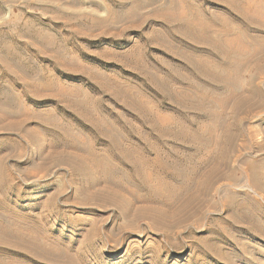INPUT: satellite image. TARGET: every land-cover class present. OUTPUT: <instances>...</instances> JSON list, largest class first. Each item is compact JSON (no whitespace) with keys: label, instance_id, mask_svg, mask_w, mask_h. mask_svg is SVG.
I'll list each match as a JSON object with an SVG mask.
<instances>
[{"label":"rangeland","instance_id":"1","mask_svg":"<svg viewBox=\"0 0 264 264\" xmlns=\"http://www.w3.org/2000/svg\"><path fill=\"white\" fill-rule=\"evenodd\" d=\"M47 1L0 0V160L5 163L10 173L14 174L17 181L20 180L19 173L21 171H25L30 177L24 183L20 181L18 187L22 190H18L13 184L0 186V223L4 222L1 219L3 216L11 219L12 217H14L13 219L23 218L27 221L40 220V217L44 216L42 210L39 209L43 201L49 200L56 190L62 191L67 185H71V183L73 185L80 180V177L70 172L69 169L64 166L58 167L51 162H47L46 170L32 169L27 165L28 161L29 163H40L39 148L44 145L47 147L46 154H49V157L56 155V151H60L65 156L71 151H76L71 150L70 145L63 144L60 131H56L47 125L41 126L35 121L28 124V127L36 133L35 139H29V141L17 132H6L5 129L9 124L23 122L25 118H33V115L57 120L59 124L71 130L74 137L84 140L79 145L82 152L78 153L86 157L89 156L86 153L88 150L93 149L99 152L104 146L99 142L95 132L80 122L83 113H88L92 118L101 120L108 125L114 119L118 125L116 128L119 130H124L123 121L119 122L116 118H125L137 130L130 133L132 137L144 136L147 138L148 130L135 116L136 110L140 108L133 99L135 100L138 96L145 99L157 116L161 115L159 117L161 123L177 118L179 115L176 112L178 106L174 101H166L155 94L143 76L142 70L162 76L169 75L170 68L164 65L165 62L175 69L177 76H179L178 79L176 76L172 83V90H176L177 93L179 91L178 94L181 92L196 94L195 90H190L188 83L191 80L202 83L200 78L191 74L190 68L184 65L181 58L174 57L161 48L171 41L174 42L175 51L189 50L180 42L167 36V23L164 19L168 16H186L189 23L197 24L200 21L205 23L208 20L195 18L196 15H194L197 10H202L214 14L218 13L226 21L233 24L239 23V18L232 11V6L221 0H155L154 5L141 10V18L138 22L122 20L113 25L105 24L94 28L87 26L85 28L84 25H80L84 33L90 34V38L83 37V39L80 38L81 40L71 38L72 40L69 39L65 45L60 42L59 47L62 50L71 48L73 53L71 55L67 53V57H64V59H70V64L64 71L49 64L50 58L54 55L53 51L47 52L46 55L37 52V48L43 49L44 45L41 41L39 43L38 39L36 40V34L46 33L56 37L57 33L53 27L61 26L62 23V21H55V19H60L61 15ZM172 1L174 4L170 6ZM238 1L241 4L239 3L237 9L241 8L244 12L248 11L250 15L253 13L251 16H254L255 21L264 25V4L257 5L259 3L254 2L261 0ZM248 3H253L251 11L247 10ZM105 12H100L103 18L108 16ZM52 17H54L53 20ZM157 17L160 19L156 20ZM134 25H139V27L133 28ZM179 26L180 23L178 22L171 25L174 28ZM215 29H220L219 24H215ZM64 33L68 35L66 30ZM262 34L264 35V33ZM160 36H163L164 39ZM176 40H182V38L177 37ZM231 41L233 38L226 39L224 37L221 42L227 45ZM202 44L206 45L205 43ZM202 44L196 45L200 50H203L202 54L197 55H201L203 59L213 58V54H210L208 49L205 51L203 49L205 46ZM64 51L62 52L65 55ZM263 52L264 50L261 51V56ZM134 64H138L139 69H134ZM150 65L155 66L154 69L150 68ZM256 67L254 68L256 69L255 76L257 78L264 76V61L257 64ZM246 71L243 70L242 74L248 76ZM179 79H184L185 82L181 83ZM48 82H53L54 85L49 86L50 88L46 87ZM61 87L64 90H61ZM34 93L37 94V97L34 96ZM129 95L131 98L128 97ZM257 99H254L255 103H258L256 111L248 113L243 110L239 113L240 115L237 114L238 119H242V123L236 124L234 130L237 131H235L232 141L229 142L230 144L226 146L224 151L222 153L220 150L217 151L216 163L221 166V171L224 174H222V178H218L213 186L220 188L218 193L212 191L206 198L203 208L208 210V216L200 222L201 229L189 228L187 232L174 237L169 243L163 241L162 237L147 232L145 223L141 222L130 224L129 227L146 231L142 235L134 234L130 229H127L123 232H115L113 242L108 243L105 240H100L96 245H84L77 230L72 229L65 222H56V211L52 215V219L49 220L50 222L47 221L49 226H52L50 227L51 231H47L44 225H40L37 226V234L44 235L51 232L53 237L59 238L57 241H60L61 245H69L72 248L76 247V249L80 247L90 264H154L151 262L154 249L162 250L161 256L155 264H196L197 261L200 264H223L206 254L201 246L202 241L208 237L212 239V243H210L212 246L224 247L223 251L229 247L225 237L220 232L221 227H223L220 225H227L226 229L241 237L243 243H251L255 245L256 249L264 250V234L259 232L264 230V102H261L264 101V98L258 96ZM182 101L188 107L186 113H192L191 110L195 102L190 97ZM69 103H77L80 106L78 111L72 110L68 105ZM259 106L261 107L258 108ZM228 111L231 112V109L228 108ZM213 112H216L215 109ZM199 121L201 126L216 125L211 120L200 119ZM159 141L158 147L160 148H165L166 144L179 147L182 156L191 151L190 145L188 148H183L178 143L171 144L172 140H170L171 143L167 140ZM14 142L17 145L13 144ZM224 152L228 156L226 164L222 159ZM23 157L26 158V165H24ZM164 160H168L167 156L164 157ZM93 171L99 176L97 168H94ZM70 195L72 192L69 190L61 194L53 202L54 206L62 207L67 215L72 213L73 216L92 215L86 209H79L75 205L69 204L70 202L67 203V197ZM80 199H84V197H80ZM70 201L73 202V200ZM224 201L232 204L233 210L236 211L233 217L237 224L226 222L230 212L221 214ZM242 203L243 205H241ZM212 205H216L215 208L211 207ZM35 207L38 209L35 210ZM111 213L104 215L108 217ZM239 218L242 220L240 221ZM119 223L123 224L124 220H120ZM239 224H243V226ZM178 231L179 229H176V232ZM170 232H175V229H171ZM231 249L235 250L233 246ZM0 258L9 264H34L17 253L2 252Z\"/></svg>","mask_w":264,"mask_h":264},{"label":"bare ground","instance_id":"2","mask_svg":"<svg viewBox=\"0 0 264 264\" xmlns=\"http://www.w3.org/2000/svg\"><path fill=\"white\" fill-rule=\"evenodd\" d=\"M154 1L48 0L47 3L55 7L56 11L59 12L58 14L61 15L60 19H55V21H62V23L61 26L53 27L57 33L56 37L46 33L34 35L36 40L38 39L39 43L41 41L44 45L43 49L37 48V52L46 55L47 52L53 51L54 55L50 58L49 64L65 71L70 64V59H64V57H67V53L71 55L72 49L63 48L64 51L59 47V44L61 42L65 45L71 38L76 40H81L80 38L83 39V37L90 38V34L84 33L80 25L94 28L105 24L113 25L122 20L138 22L141 18V10L154 5ZM221 1L232 6V11L239 18L238 24L226 21L218 13L214 14L202 10H197L194 15H196L195 18L208 20L205 23L203 21L197 24L189 23L186 16H184L185 18L183 16H168L164 19L167 23V36L180 42L189 50L175 51L174 42L171 41L161 48L166 53L181 58L184 65L190 68L191 74L200 78L202 83L192 80L188 83L190 90H195L196 94H187L186 92L178 94L179 91L177 93L176 90H172V83L177 72L164 61H162L164 65L170 68V74H166L167 77L142 70L143 76L155 94L166 101H174L178 106L176 112L179 115L177 118L161 123L162 121H159L161 115L157 116L145 99L141 96L133 99L140 108L136 110L135 116L148 130L147 138L144 136L132 137L130 133L137 130L125 118H116L119 122L123 121L124 130H119L116 128L118 125L114 119L108 125L101 120L92 118L88 113H83L80 122L90 127L104 146L99 152L93 149L88 150L86 153L89 156L86 157L78 153L81 151L79 145L84 140L74 137L71 130L52 118H40L33 115V118H25L23 122L20 120V123L7 126L6 132H17L28 140L35 139V131L28 127V124L35 121L41 126L47 125L56 131H60L63 144L70 145L71 150L76 151H71L67 156L56 151V155L49 157V154H46L47 147L44 145L39 148L40 163H29L28 161L27 164L26 158L23 157L24 165L27 164L32 169L46 170L47 162H51L58 167L64 166L69 169L70 172L78 175L80 180L78 179V183L73 185L72 183L67 185L62 191L56 190L49 200L43 201L39 209L42 210L44 216L40 217V220L27 221L23 218L13 219L14 217H12L11 219L3 216L1 219L4 222L0 223V253H17L34 264H90L80 247L76 249V247L72 248L69 245H61L60 241H57L59 238L53 237L51 232L44 235L37 234V226L40 225H44L47 231H51L50 227L52 226H49L47 221L52 219V215L56 211V222H65L72 229L77 230L84 245H96L100 240H105L108 243L113 242L115 232H123L127 229H130L134 234L142 235L146 231L129 227L130 224L141 222L145 223L147 232L162 237L163 241L169 243L174 237L183 235L189 228L201 229L200 222L208 216V210L203 208L206 198L212 191L218 193L220 188L213 186L218 178H222V174H224L221 171V166L216 163L217 151L220 150L222 153L232 141V136L237 131L234 128L237 123L240 124L242 121V119H238L237 114L243 110L248 113L253 112L258 104L255 103L258 96L264 98V76L257 78L254 73L257 64L264 61V52L262 53L263 57L260 55L261 51L264 50V35L262 34L264 33V25L255 21L254 16H251L253 13L250 15L248 11L244 12L241 8L237 9L239 3L241 4L238 0L233 2ZM254 2H258L257 5L264 4V0ZM173 4L174 1L170 3V6ZM252 4L248 3L247 10L251 11ZM102 11L107 12L106 18L100 15ZM53 18L51 19L53 20ZM158 19L160 18L157 17L156 20ZM176 22L180 23V26L178 28L171 27ZM215 24H219V30L215 29ZM138 27L139 25H134L133 28L137 29ZM64 30L68 32V35L64 33ZM160 37L164 39L163 36ZM177 37L182 38V40H176ZM224 37L226 39L233 38V41L227 46L221 42ZM202 43H205L207 47ZM197 44L204 45L205 48L203 49L205 51L208 49V52L213 54V58L203 59L201 55H197L203 52L202 49L196 47ZM62 51L65 52V55ZM138 64H134L133 68L139 69ZM154 67L151 66L150 68L154 69ZM255 67L256 69H254ZM243 70H247V77L242 74ZM179 81L185 82L184 79H179ZM53 85V82L46 83V87ZM34 96L37 97V94L34 93ZM128 97L131 98L130 95ZM189 97L195 102L191 110L192 113H186L188 107L182 103L183 99ZM68 105L74 111H78L80 107L77 103H69ZM228 108L231 109V112L228 111ZM214 109L215 113L213 112ZM200 119L214 121L216 125L201 126L199 125ZM152 138H154L153 141H151ZM159 140H167L169 143L172 140L171 144L178 143L183 148H188L190 145L191 151L182 156L179 147H172L168 144L165 148L158 147ZM13 144L17 145L15 142ZM224 153L222 159L226 164L228 156L226 152ZM165 156L168 160H164ZM94 168L98 169L99 176L93 171ZM9 173L10 170L1 161L0 186L13 184L18 190H22L18 187L20 181L24 183L30 179L25 171L19 173V181L13 173H10V176ZM68 190L72 192V195L67 197V203L70 202L69 204L75 205L79 209H86L92 215L73 216V213L67 215L62 207L54 206L53 202ZM80 197H84V199H80ZM70 200L73 202L71 203ZM215 206L212 205L211 207L215 208ZM36 209L38 208L35 207ZM233 209L232 204L224 201L221 214L230 212L228 214L230 216L226 220L230 224L236 223L233 217L236 211ZM109 212L112 213L105 217L104 214ZM120 220H124V223L120 224ZM241 225L243 226V224ZM220 226H223L220 232L225 237L229 247L223 251L224 247L212 246L210 244L212 239L207 237L201 243L206 254L223 264L243 262L264 264V250L256 249L255 245L251 243H243L241 237L226 229L227 225ZM171 229H175V232H170ZM176 229L179 231L176 232ZM259 232L264 234V230ZM231 246L235 250H230ZM153 253L151 262L155 264L161 256L162 250L154 249ZM0 264L9 263L0 258ZM196 264H200V262L197 261Z\"/></svg>","mask_w":264,"mask_h":264}]
</instances>
